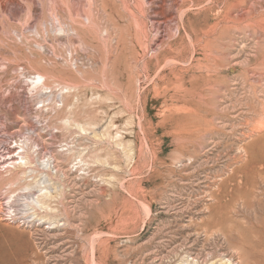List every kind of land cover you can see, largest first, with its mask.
<instances>
[{"label": "rangeland", "instance_id": "374dc122", "mask_svg": "<svg viewBox=\"0 0 264 264\" xmlns=\"http://www.w3.org/2000/svg\"><path fill=\"white\" fill-rule=\"evenodd\" d=\"M0 264H264V0H0Z\"/></svg>", "mask_w": 264, "mask_h": 264}, {"label": "bare ground", "instance_id": "6f19581e", "mask_svg": "<svg viewBox=\"0 0 264 264\" xmlns=\"http://www.w3.org/2000/svg\"><path fill=\"white\" fill-rule=\"evenodd\" d=\"M71 10H72L71 12H73L74 14L79 11V13L82 16L85 15L84 14V9L78 8L77 4H75V3H72V9ZM86 19H87V21L89 20L88 17ZM37 78L40 79V83L44 87V85L46 84L45 83V80H46L45 76L41 75V74H38ZM28 141H29V138H26L23 141L21 140V143L18 140L17 141V148L19 147L21 150L19 151V153L17 155L13 154L9 159L12 162L11 164H13V168H21L23 170L22 179L24 181L28 180V175L27 174L33 172L35 170L34 167H38L39 169L42 170V173L40 175L44 174L43 175L44 177L42 176L41 178H39L37 180L36 185L27 184V186L25 187V189L27 191H29L27 194H25V203H26V205L28 207L32 206V207L36 208V207L40 206V203H41L40 199H39L40 196L48 197V196L52 195V192L50 190H48L49 188H48L47 183H48L49 178L47 180V176L48 177H51L53 175H55V176L57 175L58 176V172L59 171L63 172L62 176H65V173H64L63 169L60 168L61 161L59 160V158L57 156H53L52 155L50 158L41 157L40 152L36 151L37 152V156L33 157L30 154V152H29L30 151V146L27 143ZM66 150L71 151V149H69V148H67ZM33 153L35 154V152H33ZM10 154H11V152H10ZM34 188L38 189V194L37 195L34 194V192H33Z\"/></svg>", "mask_w": 264, "mask_h": 264}]
</instances>
